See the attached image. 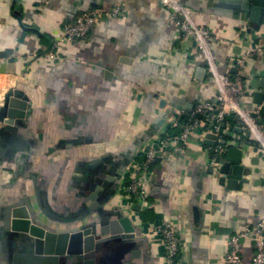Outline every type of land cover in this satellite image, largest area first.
<instances>
[{
	"label": "crops",
	"instance_id": "obj_1",
	"mask_svg": "<svg viewBox=\"0 0 264 264\" xmlns=\"http://www.w3.org/2000/svg\"><path fill=\"white\" fill-rule=\"evenodd\" d=\"M179 2L213 30V56L226 75L234 76L240 54L264 42V25L248 33L250 26L228 8ZM115 5L122 8L120 19L104 20L86 40L62 44L50 55L61 30L79 15ZM3 64L0 102L20 88L29 107L0 146V264H24L5 254L13 207L43 206L66 219L79 216L93 192L102 201L98 208L126 214L140 230L119 264H169L158 235L149 231L164 221L177 229L184 264H223L227 240L264 219V152L235 119L223 129L228 147L244 152L243 176L228 175L222 185L216 172L205 174L218 143L204 144L208 133L199 129L181 152L154 165L147 206L125 210L123 189L143 158L139 152L157 148L164 129L180 133L189 111L216 95L210 76L194 77L206 69L202 54L155 0H0V70ZM262 65L264 50L248 60L244 73L249 77ZM252 101L246 89L242 104L256 107ZM69 225L55 220L49 226L58 234ZM254 252L252 241L243 242L241 264H252Z\"/></svg>",
	"mask_w": 264,
	"mask_h": 264
},
{
	"label": "built area",
	"instance_id": "obj_2",
	"mask_svg": "<svg viewBox=\"0 0 264 264\" xmlns=\"http://www.w3.org/2000/svg\"><path fill=\"white\" fill-rule=\"evenodd\" d=\"M155 1L170 12L182 38L191 39L194 47L202 54L206 69L210 74V81L216 88V95L213 102L198 105L194 109L183 124L180 133L172 134L164 129L159 134L157 148L150 146L139 152L143 155L144 160L136 163L133 170L129 172L128 184L123 189V198L128 203L126 211L129 214L136 205L147 206L149 180L154 165L167 155L177 151L181 152L193 131L205 128L206 133L217 136L218 142L226 140L227 137L222 126L228 117L232 116L244 131L250 133V143L258 145V148L264 152V124L261 123L260 117L252 116L253 113H258L260 107L242 106L247 81V75L244 73L245 67L255 53L264 50V42H257L255 47L247 49L237 57L234 63L235 74L231 77L220 71L213 56L211 48V42L215 38L213 30L199 24L193 18L191 9L181 4L179 0ZM43 3L47 4L48 0H43ZM121 16L122 8L119 5L113 6L108 11L82 13L73 25L61 30L50 55L53 56L54 50L62 44L86 40L91 30L104 20L120 19ZM2 102L3 98L0 103L2 104ZM222 152L223 148L218 143L210 161L211 167L218 168L215 159ZM149 231L158 235L169 264H184L181 256L182 244L173 222L164 221L150 227ZM245 241H252L254 244L255 252L252 264H264V219L260 220L256 227L245 226L231 236L226 242L227 254L221 259V262L223 264H241L243 261L242 247Z\"/></svg>",
	"mask_w": 264,
	"mask_h": 264
},
{
	"label": "water",
	"instance_id": "obj_3",
	"mask_svg": "<svg viewBox=\"0 0 264 264\" xmlns=\"http://www.w3.org/2000/svg\"><path fill=\"white\" fill-rule=\"evenodd\" d=\"M202 1H204V6L215 9L228 8L241 20V25L247 24L250 26L247 32L251 34L253 32V35H255V32L252 29L257 30V27L264 25V0ZM197 6L201 8L200 5ZM244 35L245 32H242V36ZM5 72L6 66L3 64L0 73ZM206 76H210V74L205 68H198L194 74V77L199 81L205 80ZM246 89L253 93V105L260 107L258 113H253L252 116L260 117L262 119L261 123L264 124L263 65L259 71L256 69L251 71L250 76L247 77ZM28 101L29 98L24 90L20 88L9 90L4 96L0 106V146H2L5 138H9L15 133V127L19 124V121L26 118L29 107ZM159 106L164 108L165 101H161ZM242 106L247 107L245 104ZM192 112L193 110L189 111V113ZM228 119L232 120L233 117L229 116ZM225 124H223V128ZM246 133L250 137V133ZM209 140H214L215 143L209 142ZM217 140V136L214 134H208L205 137L204 144L216 146V143H219L223 148V152L215 159L218 168L210 167L205 174L216 172L220 177V184L223 185L228 175L243 176L242 160L244 159V152L240 148L228 147L227 140L220 142H217ZM210 153L213 154V152ZM97 199L101 204V198H97L94 192L88 196L87 207H89V211L85 208L84 215L79 221H76L77 223L72 225L70 230L58 234L51 232L48 226L34 222L33 220L36 217L27 210L14 209L10 213L12 237H15L18 244L25 247L30 246L28 238H32L34 242L33 253L15 256V262L21 258L24 264H63L66 255H69L72 257L74 264H113L112 256L108 258L106 256L110 246L120 245L119 249L122 252H128L133 247L131 241L135 239L136 235L140 234V230L133 225L132 220L126 214L114 218L109 217L108 221L104 220L107 212L101 207L98 208ZM89 202H92L93 205H90ZM94 208H96L95 211ZM81 222L83 224L79 226Z\"/></svg>",
	"mask_w": 264,
	"mask_h": 264
},
{
	"label": "flooded vegetation",
	"instance_id": "obj_4",
	"mask_svg": "<svg viewBox=\"0 0 264 264\" xmlns=\"http://www.w3.org/2000/svg\"><path fill=\"white\" fill-rule=\"evenodd\" d=\"M26 205H27L26 207H24V206L13 207L11 212L14 209H19V208L25 209L29 213L33 214V216L36 217V219H35L36 221L33 220L34 222L38 223L39 225L48 226L49 228L51 227L49 225L52 224V222L55 220L59 221V222H61V221L62 222H70V225L67 228H65L62 231H59L58 233L66 231V230H70L72 228V225L74 223H77L76 221H79L81 219L82 215H84V213L81 212V214L79 216H73V217L67 216L66 219H64L63 217L61 218V217L55 216L54 214H52L51 211H48L49 209H45L43 206H37V208H35L34 206H31L30 204H26ZM88 208L89 207L86 208L87 211H89ZM91 208H92V206H91ZM83 211H85V209ZM110 213H107L106 218L104 220L108 221L109 217H111V218L117 217V215L115 216V214L113 212H110ZM65 220H67V221H65ZM82 224H83V222H81L79 226H82ZM50 230H51V228H50ZM55 233H57V232H55ZM14 239H15V237H12V232H11L10 240H9L10 241L9 242L10 250H8V252H5V254L7 255L6 256L7 258L11 259L12 261H16L15 256L33 253V248H34L33 239L28 238L30 241L29 247L21 246L20 244H18L17 240L16 239L14 240ZM119 248H120V245L110 246V249L107 251L108 253H106L107 258L112 256L113 264H119L120 263V257L123 256V253H124V257L129 253V251L128 252H122ZM15 249L17 250V253L14 252ZM17 262L22 263V259L21 258L18 259ZM69 262H70V264H74L72 261V257L69 255H66V257L62 263L63 264H69Z\"/></svg>",
	"mask_w": 264,
	"mask_h": 264
},
{
	"label": "trees",
	"instance_id": "obj_5",
	"mask_svg": "<svg viewBox=\"0 0 264 264\" xmlns=\"http://www.w3.org/2000/svg\"><path fill=\"white\" fill-rule=\"evenodd\" d=\"M186 120H188V118ZM142 160H144V158L140 159V161H142Z\"/></svg>",
	"mask_w": 264,
	"mask_h": 264
}]
</instances>
